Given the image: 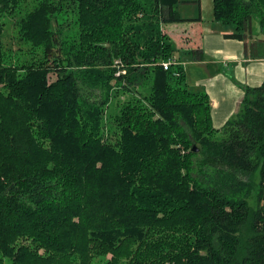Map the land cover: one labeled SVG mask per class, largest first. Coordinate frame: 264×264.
Returning a JSON list of instances; mask_svg holds the SVG:
<instances>
[{"label":"trees","instance_id":"1","mask_svg":"<svg viewBox=\"0 0 264 264\" xmlns=\"http://www.w3.org/2000/svg\"><path fill=\"white\" fill-rule=\"evenodd\" d=\"M223 1L224 36L264 42V0ZM182 3L200 13L0 0V264H264V80L215 128L205 90L158 65L205 57L161 30L201 20ZM15 14L23 60L3 36Z\"/></svg>","mask_w":264,"mask_h":264},{"label":"crops","instance_id":"2","mask_svg":"<svg viewBox=\"0 0 264 264\" xmlns=\"http://www.w3.org/2000/svg\"><path fill=\"white\" fill-rule=\"evenodd\" d=\"M161 25L162 31L170 38L177 35L176 46L183 48L187 47L184 42L186 32L189 31L194 39L199 33L197 29L206 27L199 38L205 54L203 60H188L182 52L175 53L174 57H180L187 84L203 87L210 99L212 125L221 127L238 110L244 94L243 87L258 86L264 80V42L253 39L255 37H246L245 41L228 38L224 35L230 31H219L203 22Z\"/></svg>","mask_w":264,"mask_h":264},{"label":"rangeland","instance_id":"3","mask_svg":"<svg viewBox=\"0 0 264 264\" xmlns=\"http://www.w3.org/2000/svg\"><path fill=\"white\" fill-rule=\"evenodd\" d=\"M201 1H202L201 6H200L201 9H200L199 14L197 11V5L194 3H182V4H180L178 7V12L180 13L181 16L189 18V19H194V18H197L200 16L201 21H198L199 23L203 22V24L206 25L207 27L216 28V30L218 28L219 31H221V30L228 31L226 27H223L219 22H216L214 20V13L212 10V9H215L214 0H212V1L211 0H201ZM220 1L224 2L223 0H220ZM215 3H216V6H219L221 4L219 2L217 3V1H215ZM21 4H22V9L28 8L31 6V5H29V2H26V1H22ZM216 9H217V7H216ZM218 10H220V9L218 8ZM19 16L22 17L21 14ZM72 16L73 15L69 14V16H68L69 20H72V18H73ZM16 19H18V14L9 15V16L5 17V26L3 29V31H4L3 36H4V41L7 44V46L8 47L10 46V48L12 50V54L14 55V57L18 58L19 60H23V59H27V58H24L23 53L18 49V47L21 46V48L24 50V49H26V46L20 45L17 43V38H16L17 29H16V25H15ZM185 22L186 23L187 22L192 23V22H197V21H185ZM178 23L181 24V22H175V23H171V24L167 23V25H172V24L178 25ZM72 28L73 29L75 28L74 24H72ZM204 29L206 30V27H204V26H201L200 28H198L197 30L199 33H197L196 38H194V39L189 35V31L186 32V33H188V34H185L187 37H185V39H184V42L187 44L186 49H193V48L198 47V49L200 48L201 51L203 52V50L200 46L199 38H201V35H202L201 31H203ZM161 30H162V26H161ZM171 39H172V42L176 45L177 44V35H174L173 38H171ZM184 54H185V58H187L188 60H191L190 58L187 57L186 53H184ZM203 54H204V52H203ZM204 56H205V54H204ZM173 58L175 60H177L175 57H173ZM180 65H182V63ZM52 77H54V76H50V78H52ZM148 84H150V80H149ZM196 87H201V86H196ZM138 89H139V91H141L143 89V87H140ZM119 90H121V87ZM120 93H122V92H120ZM127 96H128L127 93L126 94H119L118 98H113L110 101V106L107 109L112 110V108H115L120 101H122L124 98H127ZM102 259L103 258L96 257L95 259H93L94 260L93 263L101 261ZM7 260L8 259L5 260V264H9V262Z\"/></svg>","mask_w":264,"mask_h":264},{"label":"built area","instance_id":"4","mask_svg":"<svg viewBox=\"0 0 264 264\" xmlns=\"http://www.w3.org/2000/svg\"><path fill=\"white\" fill-rule=\"evenodd\" d=\"M181 63L174 58H170L168 60L160 61L158 65H161V67L164 70H168L171 68V66L180 65ZM114 66L116 67L117 71L116 74H125L126 70L123 68L122 63L119 60H115ZM175 75H178V72H175Z\"/></svg>","mask_w":264,"mask_h":264},{"label":"water","instance_id":"5","mask_svg":"<svg viewBox=\"0 0 264 264\" xmlns=\"http://www.w3.org/2000/svg\"><path fill=\"white\" fill-rule=\"evenodd\" d=\"M193 151H197V149L195 148V146L193 145V148H192Z\"/></svg>","mask_w":264,"mask_h":264}]
</instances>
